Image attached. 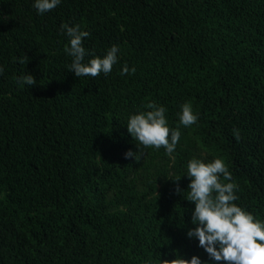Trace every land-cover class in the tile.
Returning a JSON list of instances; mask_svg holds the SVG:
<instances>
[{
	"label": "trees",
	"instance_id": "1",
	"mask_svg": "<svg viewBox=\"0 0 264 264\" xmlns=\"http://www.w3.org/2000/svg\"><path fill=\"white\" fill-rule=\"evenodd\" d=\"M32 5L0 0V264L208 261L187 236L193 158L223 159L235 203L264 221V0ZM64 24L88 31L97 56L118 46L111 73L69 70ZM27 74L34 85L18 83ZM150 102L180 131L171 156L127 131ZM184 103L198 114L190 127Z\"/></svg>",
	"mask_w": 264,
	"mask_h": 264
},
{
	"label": "clouds",
	"instance_id": "2",
	"mask_svg": "<svg viewBox=\"0 0 264 264\" xmlns=\"http://www.w3.org/2000/svg\"><path fill=\"white\" fill-rule=\"evenodd\" d=\"M62 0H33V7L40 15L54 10ZM68 37L65 51L71 57L69 70L76 77H96L103 73L107 76L118 62L119 48L112 45L106 54L97 56L90 53L83 45L90 33L81 30L79 25H62ZM92 58L87 59L86 57ZM20 63H25L21 59ZM129 69L124 65L120 74ZM4 74L0 66V75ZM32 74L19 77L18 83L32 86L36 83ZM148 111L130 114L127 119V131L140 145L160 149L171 156L180 139L178 129L171 130L166 119L164 106L155 103L147 105ZM179 123L190 127L198 121V114L193 111L190 103L181 105L178 113ZM126 158H135V152L129 150ZM186 175L190 177V191L186 199L193 202L192 223L195 227L188 229L187 236L198 240V244L209 256L202 261L193 255L190 259L182 256L171 261V264H264V221L237 205L236 185L232 182V174L223 159L215 158L211 162L193 158L187 163ZM221 177L223 178L221 180Z\"/></svg>",
	"mask_w": 264,
	"mask_h": 264
}]
</instances>
